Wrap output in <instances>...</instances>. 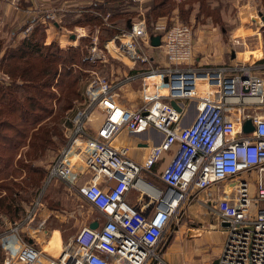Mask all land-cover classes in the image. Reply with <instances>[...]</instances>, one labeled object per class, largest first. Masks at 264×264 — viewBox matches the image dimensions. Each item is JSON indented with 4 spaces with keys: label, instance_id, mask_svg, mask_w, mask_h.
Returning <instances> with one entry per match:
<instances>
[{
    "label": "built area",
    "instance_id": "2783aa9c",
    "mask_svg": "<svg viewBox=\"0 0 264 264\" xmlns=\"http://www.w3.org/2000/svg\"><path fill=\"white\" fill-rule=\"evenodd\" d=\"M45 15L47 21L53 20V13ZM256 16L263 25L264 6ZM157 34L163 64L150 44V36ZM193 37L189 24L155 23L149 33L141 19L103 47L98 48L96 37L87 48L90 63H104L110 55L128 60L131 69L140 64L126 77L140 80V103L135 107L120 103L115 86L106 78L87 85L88 103L77 114L70 142L51 166L50 179L68 181L98 211L99 216L91 220L98 225L83 226L60 255L47 258L45 264H144L147 258L158 259L157 246L180 205L197 191L243 173L254 181V194L244 178L236 195H225L215 204L227 234L218 264H264V116L258 114L264 108V63L234 58L218 65H198ZM172 100L180 110L170 104ZM94 106L102 119L88 134L86 122L92 120ZM190 110L194 114L185 123ZM246 119L253 124L249 133L242 130ZM147 129L162 138L149 148L142 163L128 156L126 146L112 143L121 131L138 134ZM170 151V160L159 174L164 184L160 187L143 172L152 171ZM75 154L78 159L73 161ZM131 189L138 193L137 207L125 199ZM16 234L17 226L2 237ZM5 246L2 264H42V252L30 243L21 241L15 250Z\"/></svg>",
    "mask_w": 264,
    "mask_h": 264
},
{
    "label": "rangeland",
    "instance_id": "374dc122",
    "mask_svg": "<svg viewBox=\"0 0 264 264\" xmlns=\"http://www.w3.org/2000/svg\"><path fill=\"white\" fill-rule=\"evenodd\" d=\"M151 1L28 0V5L32 4L33 6L34 14H42V17L46 13L54 14L53 20L49 19L46 25L44 24V33L39 28L34 30L37 33L36 36L42 34V44L53 43L64 52L70 48L76 50L78 54L75 64H71L73 72H67L70 77L67 76L68 78L65 79L66 73H63V76L59 78L58 85L52 83L50 87L45 89L46 95L40 94V90H35L32 86L15 88V85L21 83V80L5 73L4 68L13 64L15 66L20 65L24 69L23 64L29 61L23 63L22 60H15L16 57L5 59V52L10 51V45L17 44L21 38L12 43L8 37L2 36L0 31V85H3H1L2 89L0 90V121L8 119L19 128V132L5 128L3 133L9 136L8 139L0 137V196H2L0 198V240L15 226L18 227V230L21 226H25L24 230H28L26 231L27 235L31 238L34 237L43 247L47 245L46 239L50 234L49 239L53 235V242L59 234L61 236L60 241L66 243L83 226L99 215L77 194L68 181L56 177L50 179L51 166L57 161L65 145L70 142L77 114L88 103L86 88L89 83L98 78H106L109 83L115 86V97L120 103L127 107H135L140 103L138 91L141 86L140 80H126L127 76L138 70L139 63H135L131 69V63L128 60L118 59L110 55H107V61L104 63H90L87 60L85 64L80 62L81 56L86 59L87 48L94 38L97 37L98 48L103 47L105 41L130 29L126 28L127 19L130 17L131 25L143 19L148 29L151 26V31L155 23H164L167 27L175 22L189 24L194 33L195 46V41L198 38L195 34L197 25L210 22L209 25L212 24L227 31L241 27L238 31L239 37L234 40L232 38L229 42L237 49L238 60L241 59L240 61H242L247 58V60L245 59L246 62H252L258 57V54L261 56V53H263L264 58V24H257L258 17L256 16V11L264 6V1L172 0L174 3L172 10L170 12L163 11L164 15L157 19H154L153 14L147 15L148 5ZM127 7L129 8L126 9ZM189 7L192 10L190 9L186 16L180 13V9ZM123 12L131 14L124 15ZM255 20L256 22H254ZM50 21L56 22L58 27L52 26ZM29 25L26 24V27L21 31L24 35L30 33L36 24ZM73 34H76L75 38ZM54 45L51 47L54 48ZM154 48L153 54L158 56L157 60L163 64L162 46L159 45ZM251 51H257L258 54L256 53L254 58H251L253 57L251 54H245V52ZM39 60L35 59L34 62ZM55 65L53 64V66ZM25 66L27 67V65ZM21 68L19 67L15 73L20 72ZM76 77L77 82L68 88L67 84ZM63 81L66 84H63ZM34 93L38 100L29 101V96H34ZM68 95L69 98L65 99ZM12 99L17 105L11 106V109L8 110L11 102L7 105L5 103H8V100L12 101ZM39 104H43L44 108L39 109ZM24 108L29 109L30 112L21 120L20 113L21 110L24 111ZM193 114V110L188 112L189 118L186 122L190 121ZM29 115L36 116L34 122L32 116ZM100 117L99 110L94 106L92 120L86 122L85 130L88 134L92 132V126L95 122H99ZM31 122L32 126L30 125ZM52 128L59 131L61 135H53L50 138V133L45 134V131L48 129L51 131ZM48 136L53 142L51 144L46 143L45 147H42L40 139ZM77 159V154L72 156L73 161ZM37 168H42L44 171L41 179H38L36 173L34 174ZM247 178L251 179L249 176ZM6 184L11 186V192L8 191V194L2 190ZM12 213L14 214L11 217H14L16 222H11L9 218V214ZM42 226L50 231L48 232L49 235L42 232ZM29 229H37L36 231L41 230V232L30 234ZM19 232L22 231L19 230ZM167 236L164 233L158 244L159 248H163V245L166 246ZM41 262L42 264L46 263L43 259Z\"/></svg>",
    "mask_w": 264,
    "mask_h": 264
},
{
    "label": "crops",
    "instance_id": "0c3cea01",
    "mask_svg": "<svg viewBox=\"0 0 264 264\" xmlns=\"http://www.w3.org/2000/svg\"><path fill=\"white\" fill-rule=\"evenodd\" d=\"M32 7V4L28 5V0H0V31L2 36L8 37L12 43H14L17 39H22L26 36L21 31H15L21 26L26 24L30 26L29 24L35 25L36 23L46 25V16L44 15L42 17V14H34ZM209 23L210 22L198 24L195 30V34L198 38L193 47L194 63L198 65H218L227 63L234 57L238 59L237 49L234 48L232 44H229V42H231L230 40L232 38L239 37L238 31L241 27H236L235 29L227 31L223 28L219 29V27L212 24L209 25ZM51 24L55 28L58 27L56 22H51ZM256 53L257 51L245 52V54H251L253 56L251 58H254ZM259 55L260 54L252 61L264 63L263 53H261V56ZM245 57L246 55L244 58ZM245 59L247 60V58ZM245 59L242 61L246 62ZM258 114L264 116V108L259 109ZM101 119L102 117H100L99 122ZM99 122L94 123L92 131L96 129ZM161 138L162 135L153 129H147L138 134H128L125 131H121L112 140V143L116 146H126L128 148V156L136 162L142 163L149 148L160 142ZM171 153L172 151L164 154V159L155 164L152 171L148 173L143 172V176L150 182L163 187L164 184L160 181L159 174L170 160ZM248 176L249 175L243 173L239 176L230 177L228 180L229 182L227 181L211 186L205 190L197 191L193 198L185 200L176 211V215L171 218L167 225L165 233L168 235V242L166 246L164 247L163 245V248L157 246V251L160 254L159 258H147L144 264H218L219 258L224 250L227 234L216 213V201L225 195L230 198L236 195L238 183L244 178L250 181V193L254 194V181L247 178ZM231 190L232 193H230ZM224 192L226 194H224ZM125 199L133 207L139 206L138 193L135 190H129L125 195ZM91 208L98 212L95 208ZM148 210L151 212L153 209L149 208L147 211ZM91 222L92 221H90L88 225ZM24 228L26 227H20L19 230L22 232L20 233L18 230L17 236L10 235L0 240V264H2L4 253L6 252V249L3 248V246H5V241H9L8 247L5 246V248L11 249L12 247V250L17 249L21 245V241L30 243L41 252L44 251L42 254L43 260L45 261L47 258L58 257L70 241L62 243L60 241L61 236L57 234V238L53 242V235L49 239L51 234L49 235L48 232L50 231L42 226V232L49 235L46 239L48 243L43 247L42 244L33 237V234L37 232L40 233L41 230L36 231L37 229H29L30 234L34 232L32 234L33 238H31L27 235L26 231L28 230L26 229L25 231Z\"/></svg>",
    "mask_w": 264,
    "mask_h": 264
},
{
    "label": "trees",
    "instance_id": "16d2710c",
    "mask_svg": "<svg viewBox=\"0 0 264 264\" xmlns=\"http://www.w3.org/2000/svg\"><path fill=\"white\" fill-rule=\"evenodd\" d=\"M148 6H149V9L147 10L148 11L147 15L153 14L154 19L155 18L157 19L158 17H161L164 15L163 11L170 12L172 10V7L174 6V3H172V0H152ZM128 8L129 7H127L126 9ZM190 9L192 10L191 7L187 9L186 8L180 9V13L185 14L186 16L189 13ZM123 13L124 15L131 14L129 12H123ZM126 26H127L126 28H130L131 26L130 17L127 19ZM25 27L26 25L21 26L16 32L22 31ZM37 28L41 29L42 33H44L45 25L42 23H36V25L32 28L30 33H28L24 38L18 41L17 44L10 45V51L5 52V59L7 58L11 59V58L16 57L15 60H19V61L22 60L24 61L23 63H26L27 61H29L28 63L23 64L24 69L21 68L22 66L20 65L15 66L13 64L11 65L9 64V66L4 68L5 69L4 71L11 77L18 78L21 80V83H18L17 85H15V88L32 86L35 90L36 89L40 90V94L44 93L46 95L47 92H45L46 91L45 89L47 87H50L52 83H55L58 85V82H60L59 78L63 76V73H66L65 79L67 76L70 77L67 72H73L71 64H75V61H76L75 59L78 54L76 50L70 49V48L66 52H64L60 50V48L54 45L53 43L49 45H43L42 40H41L42 34L36 36L37 33L34 32V30H36ZM148 30L147 31L149 33H152L151 26L149 27ZM53 45H54V48L51 47ZM51 49H55V50H51ZM58 58L59 60H57ZM35 59H40V60L38 62H34ZM86 60L87 58L85 59V57H82V56L80 57V62L82 64H85L87 62ZM53 64H56V65L53 66ZM25 65H27V67ZM57 66L60 67V70H59V67ZM19 67L21 68L20 72L15 73ZM76 79L77 77L74 80H70L69 84H67V87L70 88L74 84V82H77ZM63 84H66V82L63 81ZM1 85H0V90L2 89V86H3ZM9 86H11V84H9ZM74 93H77V92H74ZM66 98H69V95L66 96L65 99ZM35 99L37 98L34 93V96L30 95L28 100L32 101ZM8 101H9L8 103H5L7 105L11 102L8 110L11 109V106L15 107V105H17L14 99H12V101L10 100ZM39 106L41 107V108L39 107V109L44 108L43 104H39ZM28 112L30 111L29 109H26V108H24V111L21 110L20 119L22 120V117L27 116ZM35 115H29L30 117L32 116V121L35 120V117H36ZM30 125L31 126L33 125L32 122ZM0 127L2 129V130L0 129V137L6 140L8 139L9 136L3 133V129L7 128V129H12L15 132H19L18 130L19 128L16 127V124L13 121L12 122L9 121L8 119L0 121ZM47 133H50V138L53 135H56V136L61 135L59 131L54 130L53 128L51 129V131L49 129L45 131V134ZM32 136H35V134L34 135L32 134ZM50 138L48 136V137H45L44 139H40L41 146L45 147L46 143L51 144L53 140H51ZM35 173L38 175V179H41L42 176L44 175V171L42 168L41 169L37 168V171H34V174ZM2 190H4L6 194H8L7 193L8 191L9 193L11 192V186L9 184H6L2 187ZM1 197L2 196H0V198ZM7 211H8V208H7ZM13 214L14 213L9 214V218L11 219L12 222H16L15 218L11 217Z\"/></svg>",
    "mask_w": 264,
    "mask_h": 264
},
{
    "label": "water",
    "instance_id": "95a60500",
    "mask_svg": "<svg viewBox=\"0 0 264 264\" xmlns=\"http://www.w3.org/2000/svg\"><path fill=\"white\" fill-rule=\"evenodd\" d=\"M262 19L264 21V16H262ZM150 44L154 47H157L159 45H161V35L157 34V35H151L150 36ZM170 104L176 108L177 110H180L179 106L175 103V101H171ZM242 130L244 133H249L253 130V124H252V120L251 119H246L243 122V126H242ZM98 225V223L96 221H92L89 224L90 228H96ZM225 225V224H224Z\"/></svg>",
    "mask_w": 264,
    "mask_h": 264
}]
</instances>
